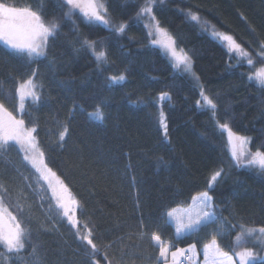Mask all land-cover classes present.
Listing matches in <instances>:
<instances>
[{"label": "trees", "instance_id": "trees-1", "mask_svg": "<svg viewBox=\"0 0 264 264\" xmlns=\"http://www.w3.org/2000/svg\"><path fill=\"white\" fill-rule=\"evenodd\" d=\"M95 1L107 25L68 15L65 0H0L58 25L36 61L0 42V103L36 128L45 163L79 201L74 228L19 146L0 148V201L26 233L20 252L0 245V264H161L153 233L170 250L193 244L202 252L213 236L232 256L251 246L236 238L241 226L264 227V171L233 164L219 125L247 137L250 153L264 152V87L255 78L264 67V0ZM146 4L150 14L141 13ZM157 22L190 57V70L152 43ZM211 31L233 36L252 65ZM29 78L40 99L25 100L21 116L16 90ZM202 96L215 109L201 107ZM97 109L102 121L89 115ZM216 171L221 177L210 188ZM203 192L214 220L175 236L167 214ZM85 226L95 252L78 237Z\"/></svg>", "mask_w": 264, "mask_h": 264}, {"label": "snow or ice", "instance_id": "snow-or-ice-1", "mask_svg": "<svg viewBox=\"0 0 264 264\" xmlns=\"http://www.w3.org/2000/svg\"><path fill=\"white\" fill-rule=\"evenodd\" d=\"M66 4L69 6L68 15H71L74 10L79 9L82 16L86 18L88 22L108 24V20L105 19V16L102 15L100 11L104 6L102 4H96L95 0H66ZM104 11L106 12V9H104ZM141 13L150 14L151 7L146 4V6L141 9ZM152 19H155V17L153 16ZM191 19L198 20L199 17L193 14ZM57 29V24L51 23L46 25L41 15L30 8L11 7L4 3H0V42L13 53L25 56L30 61H36L45 56L48 39L56 34ZM118 30L123 32L124 26H121ZM148 34L149 36L155 34L156 37H159L153 39L152 43L165 49L166 53L170 55L175 62L183 64L187 70H190V57L183 49L177 50L173 37L168 34L166 29L161 28L158 22L154 25V32L150 31ZM216 35H218L222 41L226 42L231 52H235L241 57H248L247 62L249 65H252L253 61L248 52L241 47L233 36L226 33H217ZM84 43L89 47H93V44L89 41H85ZM261 53L264 54V45L261 46ZM103 58V52L97 55L98 60ZM33 76H35V72H33ZM249 79L251 80L252 77H249ZM256 79L260 86L264 87V68H261L257 72ZM111 80L114 83H118L124 80V76L112 77ZM35 87L36 85L33 79L29 78L20 83L16 90L21 116L25 114L26 97H30L33 102H38L40 99L35 91ZM161 99H163V97H161ZM204 102L212 109H215V103L208 97H204ZM89 115L93 119L103 120V115L99 109ZM160 123L164 126L166 134L167 126L164 124L163 113H161ZM219 127L222 132L227 134L230 146L232 145L233 139L239 141L241 145L250 142L247 137L233 133L227 123L221 124ZM67 132L68 128L65 126L59 133V140L61 142L64 141ZM34 133H36L35 127H26L23 118L17 119L16 116L0 103V148H3L10 141L20 147L24 153L23 159L28 161L32 168L40 174V178L47 183L56 201L57 207L62 211L63 216L67 218L72 227L75 228L79 223L76 218V210L79 207V201L72 196L67 185H65L57 174L45 163V154L43 150L40 149ZM231 155L238 167L258 166L264 171V152L256 151L255 153H249L246 161L243 151L237 153L233 148ZM220 177L221 171L214 172L210 177L209 187L211 188L212 184ZM53 181H55V185ZM193 199H198L201 205V209L196 213L195 217L189 214L187 220H185L183 217L174 216L173 212L167 214L168 217L175 220L177 235L185 231L191 232L201 224H207L214 220V215L211 211L212 198L209 196L208 192L201 193L199 198L194 197ZM241 228L242 231L236 238L238 243L242 242L244 235L253 236L257 231L264 235V227L255 229L241 226ZM85 229V232H79L78 230V237L82 242H86L87 245L91 246L93 252H95L96 244L92 240V231L88 229L87 226H85ZM25 236L26 233L22 224L17 220L16 216L12 215V213L4 207L3 202L0 201V245H3L8 253L20 252L25 247ZM151 238L160 246V257L163 258L165 264H167L169 246L162 244L161 237L158 234L153 233ZM194 248L195 246L193 245L190 250H194ZM170 255L171 264H179V258L184 255V250L178 249L176 251H171ZM203 255L204 264H235L232 256L220 248L215 236L204 246ZM235 255L239 260V264H254L255 253L249 248H243L241 251L236 252Z\"/></svg>", "mask_w": 264, "mask_h": 264}, {"label": "rangeland", "instance_id": "rangeland-1", "mask_svg": "<svg viewBox=\"0 0 264 264\" xmlns=\"http://www.w3.org/2000/svg\"><path fill=\"white\" fill-rule=\"evenodd\" d=\"M65 2H66V0H65ZM95 3L96 4H98L96 1H95ZM67 7L69 8V6L67 5ZM73 12H77V13H80V10L79 9H76V10H74ZM46 25H48V24H51L50 22H44ZM152 31L154 32V25H153V27H152ZM212 32V31H211ZM217 33H214V32H212V36H218V35H216ZM219 37V36H218ZM157 38H159V37H157ZM220 39V38H219ZM221 40V39H220ZM222 41V40H221ZM223 42V44L228 48V46H227V44H226V42H224V41H222ZM2 43V42H1ZM3 44V43H2ZM5 46V45H4ZM165 50V49H164ZM228 50H229V48H228ZM230 51V50H229ZM230 53L234 56V57H241V56H239L237 53H235V52H231L230 51ZM165 54L168 56V58H169V60L174 64V66H182V67H185L183 64H178L177 62H175L172 58H171V56L170 55H168L167 53H166V51H165ZM261 68H264V67H259V68H257L256 69V71H255V78H256V74H257V72L261 69ZM35 91H36V93H37V89H36V87H35ZM26 100H31V98L30 97H26ZM200 106L201 107H203V108H211L210 106H208L205 102H204V96H202L201 97V100H200ZM224 135H225V139H226V147H227V152H228V155H229V157H230V159H231V161L233 162V164H235L236 165V162H235V160L232 158V155H231V152H232V149L234 148L236 151H237V153H239L240 151H243L244 153H245V156H244V159H245V161L247 160V158H248V154L250 153V151H249V149H248V143H246V144H244V145H241L240 144V142L239 141H236L235 139H233V141H232V145L230 146L229 145V143H228V137H227V134L226 133H224ZM20 148V147H19ZM21 154H22V156H24V153H23V151L21 150ZM26 162H28V161H26ZM28 164L31 166V164L28 162ZM32 167V166H31ZM252 167H256V168H259L258 166H252ZM43 180V179H42ZM44 181V180H43ZM44 183L47 185V183L44 181ZM209 183H210V180H209ZM216 183V182H215ZM214 183V184H215ZM53 184L55 185V181H53ZM214 184H212V186L214 185ZM211 186V187H212ZM47 187H48V185H47ZM50 193H51V191H50ZM204 193V192H203ZM201 194V193H200ZM200 194H197V195H195L194 197H196V198H199V196H200ZM51 195H52V193H51ZM193 197V198H194ZM52 198H53V196H52ZM192 198V201H191V203H190V205L188 206V207H184V208H175V209H173L172 211H170V212H173V214H174V216H178V217H183L185 220H187V218H188V215L190 214L191 216H193V217H195V215H196V213L198 212V211H200V209H201V205L199 204V202H198V199L197 200H194ZM54 199V198H53ZM54 201H55V199H54ZM56 202V201H55ZM57 205V204H56ZM212 205V204H211ZM211 211H212V207H211ZM168 221H169V223L173 226V228H174V233H175V236H177V237H179V236H182V235H184V234H187V233H189L188 231H185V232H182L181 234H179V235H177V233H176V223H175V220L174 219H172V218H170V217H168ZM201 225H203V224H201ZM200 225V226H201ZM200 226H198L197 228H195L194 230H197ZM244 228H255V229H259L260 227H244ZM193 230V231H194ZM241 231H242V228L240 229V231H239V233H238V236L240 235V233H241ZM192 232V231H191ZM243 239H246V240H249L250 241V243H251V246H249V247H245V248H249V249H251L254 253H255V256H254V261L256 260V261H258V260H263L264 259V235H262V234H260L258 231L256 232V233H254L253 234V236H248V235H244L243 236V238H242V240ZM1 246H3V245H1ZM192 246H193V244H191V245H188V246H186V247H183V248H176V249H172V250H170L169 249V255H168V260H167V264H171V255H170V253H171V251H176V250H178V249H182V250H184V255L183 256H181L180 258H179V264H204V255H203V250H202V252L201 251H198V249L196 248V246H195V248H194V250H190L191 248H192ZM243 248H240V249H238V250H236L235 252H234V254H233V256H232V258H233V260L234 261H236V262H238V264H239V260H238V258L236 257V255H235V253L236 252H239V251H241ZM161 259V264H165V261H164V259L163 258H160ZM236 264V263H235Z\"/></svg>", "mask_w": 264, "mask_h": 264}, {"label": "crops", "instance_id": "crops-1", "mask_svg": "<svg viewBox=\"0 0 264 264\" xmlns=\"http://www.w3.org/2000/svg\"><path fill=\"white\" fill-rule=\"evenodd\" d=\"M204 249V248H203ZM230 256H232V255H230ZM236 263V262H235Z\"/></svg>", "mask_w": 264, "mask_h": 264}]
</instances>
